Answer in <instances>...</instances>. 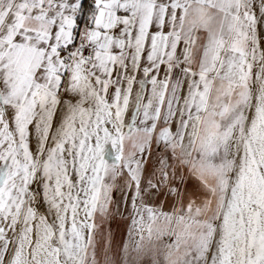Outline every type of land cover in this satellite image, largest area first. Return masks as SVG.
I'll use <instances>...</instances> for the list:
<instances>
[{"label": "snow or ice", "instance_id": "obj_1", "mask_svg": "<svg viewBox=\"0 0 264 264\" xmlns=\"http://www.w3.org/2000/svg\"><path fill=\"white\" fill-rule=\"evenodd\" d=\"M0 264H264V0H0Z\"/></svg>", "mask_w": 264, "mask_h": 264}]
</instances>
